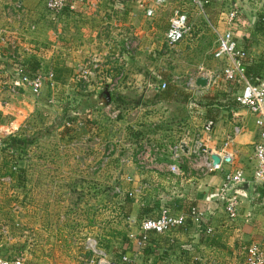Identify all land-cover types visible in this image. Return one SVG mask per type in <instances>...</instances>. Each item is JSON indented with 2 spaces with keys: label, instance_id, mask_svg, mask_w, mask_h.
Segmentation results:
<instances>
[{
  "label": "crops",
  "instance_id": "1",
  "mask_svg": "<svg viewBox=\"0 0 264 264\" xmlns=\"http://www.w3.org/2000/svg\"><path fill=\"white\" fill-rule=\"evenodd\" d=\"M46 1L0 0V131L9 128L19 134L27 124L28 137L38 129L34 125L37 112L45 115V110L56 107L60 125L55 135L64 150L74 152L73 160L82 177L83 169L90 171L93 164L102 160L106 162L99 171L116 164L119 171L113 169L114 179L131 177L133 182L125 184L127 188L145 187L126 207L131 216L154 217L158 210L149 209L166 203L172 213L186 214L187 218L183 227L169 235L150 234L149 242L140 248L136 227L125 224V231L118 235L107 225L105 233L100 234L94 231L98 225L85 224L79 210L75 211L74 224L69 214L60 215L61 220L55 224L45 217L39 220L35 210H40L32 206L27 220L26 251L15 256L3 251L0 258L21 257L24 264H75L72 259H77V263L85 264L90 257L88 264H97V253L106 249V258L116 264H242L244 247L257 243L264 250V182H253V149L260 129L255 116L235 101L242 85L224 81L225 62L212 56L215 31L231 30L238 46L247 52L248 76L257 80L263 77L264 0H207L203 13L188 0H165L164 5L155 7L151 17L146 16V10L154 6L155 0H118L116 4L108 0H68V6L57 15L45 8ZM174 9L187 15L190 29L170 50L165 44V33ZM232 13L235 14L230 20ZM128 44L132 49H126ZM94 60H104V67L90 71L82 79L81 69ZM31 64L37 65L35 72L52 73L46 91L36 98L28 90L12 95L9 85L20 69L27 70ZM204 67L205 74L195 75V69ZM210 73L215 78H209ZM198 77L208 80L205 87L195 86ZM116 79L118 84L110 92V104L121 115L112 124L94 110L104 105L105 87ZM179 79L190 80L182 84V89L176 85L189 94L186 101L173 95L167 100L157 98L161 84L177 83ZM86 113H91L86 128L73 130L63 126L69 117ZM186 131L189 137L182 146V173L169 176V148L178 144ZM95 136L100 143L93 140ZM227 137L232 138L225 149L230 159L221 162L220 171H200L193 163L194 140L201 141L211 157L221 153ZM149 143L160 149V168L150 173L140 171L135 162L136 151ZM107 144L115 147L108 156L104 154ZM124 158L127 163L121 165ZM235 171L243 173L248 190L238 196V217L231 221L218 199V188L224 175ZM6 178L0 177V188L1 184L13 186L10 179L4 181ZM254 186H263V194L254 191ZM3 190L0 194L7 206L4 208L0 200V217L13 219L10 213L14 207L9 204L16 193L6 194ZM191 208L201 214L199 221L188 216ZM45 213L44 210L42 214ZM54 227L56 231L51 230ZM87 228L91 229V235L86 237L90 251H67V255L62 249L68 238L73 242L81 240ZM112 238L122 249L126 263L107 250ZM0 247L7 248L6 243L0 241Z\"/></svg>",
  "mask_w": 264,
  "mask_h": 264
},
{
  "label": "built area",
  "instance_id": "2",
  "mask_svg": "<svg viewBox=\"0 0 264 264\" xmlns=\"http://www.w3.org/2000/svg\"><path fill=\"white\" fill-rule=\"evenodd\" d=\"M105 1V0H98ZM114 4L118 0H108ZM189 3L197 10L203 13L204 7L207 4V0H188ZM165 4V0H155L154 6L148 7L146 10V16L151 17L154 13L155 7H160ZM68 6V0H47L45 2V8L52 14L57 15L62 10ZM142 6V5H140ZM71 7V6H69ZM18 8L21 5L18 4ZM235 14V13H234ZM232 13L230 15V20L234 17ZM33 29V27H30ZM189 24L187 15L180 11L179 9H174L172 16L169 19L168 28L165 33V44L170 50H173L179 43L184 39V37L189 33ZM215 45L212 50V56L216 60H223L225 62L224 69L222 71V78L228 83L242 85V91L235 95V101L241 107L246 108L252 115L256 118V126L260 129L259 140L254 145L253 149V182L255 184H261L264 182V75L259 78L255 83L251 82L245 74L244 62L247 59V52L238 46L231 30H226L224 32L215 31ZM0 38L2 36L0 34ZM127 50L132 49V45L128 44L126 46ZM104 60H94L90 61L86 66L81 69V78L86 79L90 74V71H98L104 67ZM201 69V68H200ZM205 74V73H204ZM208 75V74H207ZM211 78V77H209ZM52 79V73H43L37 71L32 75L25 73L22 69L19 70L18 76L13 79L12 83L9 85L8 90L12 95H17L20 90H28L31 96L38 97L41 94L42 88L47 81ZM117 79L109 83L105 88L112 92L116 85ZM165 84H161L160 90L165 89ZM95 114L105 116V119L109 123H116L121 112L119 109L112 106V104L103 105L101 108L94 110ZM91 119V113H86L82 116L69 117L64 120L63 126L66 129H83L86 128ZM238 133V129H235V134ZM189 137V133L184 132L181 140L178 141L176 145L169 148L170 161L166 168V173L169 176H179L181 175L180 165L182 164V145H186ZM96 143H100L98 137H94ZM232 142L231 137H227L226 143L221 151V153L216 156L219 157L220 162L218 164H213L211 160L210 153L207 152L206 148L199 140H194V145L192 147V155L194 157L193 163L198 166L200 171L203 173H214L221 170L222 163L226 159H230V155L225 152L226 147ZM107 148L104 152L106 156L110 155L114 151V146L107 144ZM159 147L155 144L149 143L141 146L135 153L136 166L140 171L143 172H155L159 167ZM105 160L99 163H95L91 166L90 171L98 172L103 165ZM222 162V163H221ZM127 160L124 158L121 160V165H125ZM124 187L116 185L113 188V193L117 196H124L130 199H135L138 197L143 187H134L129 189L125 186L132 183L133 179L131 177H124ZM4 181H9V178L4 179ZM247 184L244 179L243 173L241 171H235L232 173H227L224 175L222 184L218 188V199L222 202L224 212L227 218L231 221L236 220L238 217V209L240 201L238 196L244 195L241 187ZM191 216L195 221H199L201 214L195 209L191 208L188 216ZM187 215L185 214H174L170 209L166 207H161L157 212L156 216L151 218H143L137 220L134 216L126 218V225L130 228L136 227L138 230V239L136 243L140 248H144L149 238L150 233L155 235H169L173 231L184 226ZM134 238L133 235H130ZM90 246V245H89ZM99 259L97 264H109L110 261L106 258L104 253H97ZM244 259L242 264H264V250L257 243H251L243 248ZM127 258L123 256L121 262L126 263ZM0 264H24V259L21 257L15 258H0Z\"/></svg>",
  "mask_w": 264,
  "mask_h": 264
},
{
  "label": "rangeland",
  "instance_id": "3",
  "mask_svg": "<svg viewBox=\"0 0 264 264\" xmlns=\"http://www.w3.org/2000/svg\"><path fill=\"white\" fill-rule=\"evenodd\" d=\"M208 61L211 62V58L208 59ZM206 72L207 70L205 67L202 69H195L194 71L195 75L204 74ZM210 76L211 78H215L213 74ZM176 82L177 83H174V85L182 89V84L184 82H190V80L179 79ZM48 84L49 83H45L46 86ZM189 84L191 85V83ZM45 85L42 88L41 94L46 91ZM48 88H50V86H48ZM183 88L186 90L188 87L185 85ZM119 104H121V106L123 105L122 103ZM45 111L47 112L45 115L41 111L37 112L34 125H37L35 127H38V129L32 131L34 133L28 136L29 138H33L35 143L27 150V172L21 187L1 184L0 189H4L3 191L6 194L10 191L16 193L14 201L9 204L14 207L11 213L9 212L13 214V219L10 216L6 218V215L4 218L0 217V241L5 242L7 246V248L0 247V253L3 254L7 251L12 252V255L15 256L18 253L26 251V241L29 230L27 220L28 218L30 219L32 215V206L40 210L39 212L35 210L39 220L46 218L48 222L51 223L56 221L55 224L61 220L60 215L64 214H69L73 218L72 221L74 224L75 211L79 210L84 216L83 220L86 225H88V222H92L91 226L96 227L98 225L96 230H94L97 231V233H105L107 225L109 226L108 229L116 234L126 229L122 217V214L128 211L126 210L127 206L124 205L125 202L122 201L124 200V196H117L113 193L114 186L123 185L124 187V177H115L114 179V174L112 175L113 169L119 171V166L110 164L103 170L96 172L95 176L91 174V171H88V168L86 170L83 169L85 174L84 177H82V174H80L81 171L79 172L73 160L74 152L64 150L55 135L58 133L57 129L60 125V117L57 115L58 109L55 107V109L51 108ZM1 130L0 139L8 135L27 136L29 133L27 124L26 127L23 128L24 132L19 134L15 131L12 132L9 128H1ZM92 144L94 143L92 142ZM28 161H30V163H28ZM64 161L66 162L64 163ZM122 175L123 174H121V176ZM0 195V200H3L2 206L6 208L7 205L5 204H7V200L2 199L3 196L2 194ZM44 210L47 213L42 214ZM137 212L138 210L136 213ZM76 217L79 218L80 216L77 215ZM87 229V234L79 238L81 240L73 242L71 238H68L67 245H62L64 247L62 250H64L67 255L70 254L69 252L86 253L90 251V246L86 243V237L91 235V229ZM51 230L56 231L57 229L54 227ZM115 242V239L112 238V243L109 244L107 250L122 257V249H120ZM87 248L88 250H86ZM102 251L105 253L106 249H102ZM68 258L71 260V257ZM87 259V262H84L85 264L89 263L90 257H87ZM72 261H74L75 264H83L82 261L81 263L79 261L77 263V259H72Z\"/></svg>",
  "mask_w": 264,
  "mask_h": 264
},
{
  "label": "trees",
  "instance_id": "4",
  "mask_svg": "<svg viewBox=\"0 0 264 264\" xmlns=\"http://www.w3.org/2000/svg\"><path fill=\"white\" fill-rule=\"evenodd\" d=\"M249 64L248 59H246V61L244 62V69L247 67V65ZM37 69V65L36 64H31L28 65L27 70H25L24 67V71L26 73H28L29 75L33 74ZM245 74L246 77L253 83H255L257 81V79H253L252 77L250 78L248 76V73L245 69ZM258 75H256L257 77ZM165 89L160 90L159 93L156 94L157 98L159 100H167L171 95H173V97H182L181 99L183 101H186L189 97V94L185 91L179 90V88L174 85V83L172 84H165ZM34 139L33 138H29L27 136H16V135H8L5 138L0 140V157H1V161H0V177H8L11 181V183L14 186H18L21 187L23 180H24V176L26 174V169H27V164H26V155H27V150L28 148L33 145ZM262 187L259 186H254V191H261V194H263L261 189ZM124 203V205L126 206H130L132 204V199L128 198V197H124V200H122ZM161 207H166L168 209H170L166 203L163 204H159L157 206V208L155 206H152L149 211H159V209ZM150 211V212H151ZM127 213H123L122 217L124 220V223L126 221V218L131 217L129 210L126 211ZM146 212V211H145ZM147 213V212H146ZM149 213V212H148ZM142 215H137L134 216L138 221L143 219V218H148L147 216L145 217H141ZM126 224V223H125ZM126 228V227H125ZM121 233L118 232V235H120ZM150 234H154V233H150ZM149 234V235H150ZM149 239V238H148ZM149 241H147L148 243ZM123 257V256H122Z\"/></svg>",
  "mask_w": 264,
  "mask_h": 264
},
{
  "label": "water",
  "instance_id": "5",
  "mask_svg": "<svg viewBox=\"0 0 264 264\" xmlns=\"http://www.w3.org/2000/svg\"><path fill=\"white\" fill-rule=\"evenodd\" d=\"M208 83V80L204 77H198L196 80H195V86L198 87V88H203L207 85ZM102 99H103V104L106 105V104H109L110 103V99H111V96H110V93L109 91L105 88L103 94H102ZM183 146V145H182ZM183 148V147H182ZM211 160L213 161V164H218L220 162V159L219 157H217L216 155H211ZM242 190H244L245 192H247L248 190V187H247V184H244L242 187H241ZM109 264H116V263H112L110 262Z\"/></svg>",
  "mask_w": 264,
  "mask_h": 264
}]
</instances>
